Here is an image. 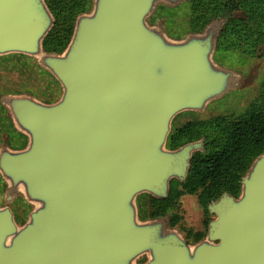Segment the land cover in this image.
<instances>
[{
    "label": "water",
    "instance_id": "95a60500",
    "mask_svg": "<svg viewBox=\"0 0 264 264\" xmlns=\"http://www.w3.org/2000/svg\"><path fill=\"white\" fill-rule=\"evenodd\" d=\"M185 1L93 0L68 47L52 53L46 1L0 0V56L32 57L62 87L53 103L1 98L28 143L0 148V264H264V153L237 198L208 206L215 218L196 244L164 219L139 216L138 197L167 198L205 150L204 139L168 148L174 119L243 80L215 60L226 19L181 39L149 22L159 5ZM18 194L34 206L23 225L10 205Z\"/></svg>",
    "mask_w": 264,
    "mask_h": 264
},
{
    "label": "rangeland",
    "instance_id": "374dc122",
    "mask_svg": "<svg viewBox=\"0 0 264 264\" xmlns=\"http://www.w3.org/2000/svg\"><path fill=\"white\" fill-rule=\"evenodd\" d=\"M56 7L59 15L60 25L56 35H60L74 22L78 5L83 3V10L88 13L92 10L93 0H49ZM214 0H204L199 13H194L191 3L172 7L156 9L154 24L166 28L175 37H185L191 33L196 26L197 18L206 15L214 6ZM237 15L246 18L243 11ZM216 18V20H221ZM176 39V38H175ZM179 39V38H178ZM249 43V44H248ZM239 41L237 45L222 48L216 55L219 65L234 70L242 76V83L237 90L229 92L222 98L210 103L201 112H184L178 115L172 124V130L184 127L194 121H209L216 118H225L227 123L244 117L254 106H264L262 88L264 84V44L254 41ZM254 50L250 53L249 50ZM6 94H30L38 99L53 103L62 94V87L57 80L46 70L42 69L38 62L29 56L21 54H9L0 56V147L8 143L14 148L22 149L28 139L18 133L14 128L10 116L2 106L1 98ZM227 124V125H228ZM171 130V131H172ZM209 141L216 139L218 132L215 129L208 130ZM250 156L245 155V162H249ZM245 165V163H243ZM202 189L197 193H189L180 183L174 182L175 198L165 216L175 217V227L192 242H196L202 235L207 233V227L215 216L206 211L200 200ZM241 192V191H240ZM7 186L0 176V206L7 204L5 197ZM240 195V193H239ZM142 220H149L150 214L155 211L159 203L154 201L148 194H142L137 199ZM16 221L23 225L34 206L26 202L22 194H18L11 202Z\"/></svg>",
    "mask_w": 264,
    "mask_h": 264
},
{
    "label": "trees",
    "instance_id": "16d2710c",
    "mask_svg": "<svg viewBox=\"0 0 264 264\" xmlns=\"http://www.w3.org/2000/svg\"><path fill=\"white\" fill-rule=\"evenodd\" d=\"M45 1L54 16L55 22L45 37L43 46L47 52L62 53L72 40L78 17L86 13L82 8L84 4L81 3L77 6L79 10L76 12L74 22L62 34L56 35L57 28L60 25L59 15L54 4L49 0ZM214 1L215 4L211 7L209 13L195 15L200 16V18H197V24L191 33L203 32L216 18L226 19V23L218 37L215 60L217 53L222 48L237 45L242 40L247 43L251 42L252 48L255 39L264 44V0ZM186 2L191 3L194 13H199L204 0H187L180 5ZM165 6L172 7L161 4L158 8ZM238 11H243L246 18L238 16ZM155 16L156 13L149 19L151 24H154ZM164 30L170 37L173 36L169 30L166 28ZM175 38L181 39V37ZM253 51L249 50L250 53H253ZM262 93L264 96V84ZM227 124L225 118H216L209 121H194L176 131H171L167 141L168 148L178 149L187 143L204 139L205 150L193 154L185 181L180 182L174 179L171 182L170 193L167 198L158 199L148 194L154 201L159 203L158 208L148 217L149 220L162 219L166 215L175 198L174 182L180 183L192 194L202 189L200 200L207 212H209L208 206L211 202L217 201L224 193H228L235 198L239 196L243 177L249 171L254 160L264 153V106H254L244 117ZM211 129L218 132L217 138L212 142L209 141L210 137L208 136V130ZM245 155L250 156L249 162H245ZM139 216L142 219L140 208ZM176 222V218L171 217L170 227L176 228ZM206 235H201L196 242L203 240ZM144 261L145 258L140 262Z\"/></svg>",
    "mask_w": 264,
    "mask_h": 264
},
{
    "label": "flooded vegetation",
    "instance_id": "af4514ba",
    "mask_svg": "<svg viewBox=\"0 0 264 264\" xmlns=\"http://www.w3.org/2000/svg\"><path fill=\"white\" fill-rule=\"evenodd\" d=\"M3 106V105H2ZM4 107V106H3ZM5 108V107H4ZM6 109V108H5ZM6 111L8 112V110L6 109ZM8 114H9V112H8ZM9 116H10V114H9ZM10 119H11V116H10ZM11 122H12V124H13V121H12V119H11ZM13 126H14V124H13ZM14 128L16 129V127L14 126ZM16 131L18 132V133H20V134H22L21 132H19L17 129H16ZM25 138H27V136H25L24 134H22ZM7 138H9L10 139V136H6ZM9 139H7V141H6V145H3V146H9L10 148H12V149H17V148H14L12 145H10L9 143H8V140ZM28 139V138H27ZM3 146H1V147H3ZM0 147V148H1ZM1 176V175H0ZM1 179H2V177H1ZM2 181L5 183V181L2 179ZM5 185L7 186V184L5 183ZM162 219H164V220H166L167 221V223H168V225L170 226L171 225V218L169 217V216H164ZM180 231V230H179ZM181 232V231H180ZM182 233V232H181ZM182 235H183V233H182ZM184 236V235H183ZM185 237V236H184ZM185 239H187V241L189 242V243H191V244H196L197 242H192V241H190L188 238H186L185 237Z\"/></svg>",
    "mask_w": 264,
    "mask_h": 264
}]
</instances>
